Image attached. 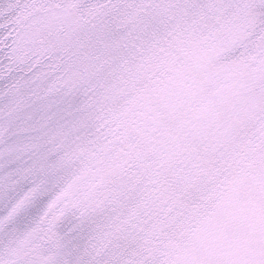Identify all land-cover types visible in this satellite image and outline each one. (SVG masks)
Here are the masks:
<instances>
[{
    "label": "snow or ice",
    "instance_id": "snow-or-ice-1",
    "mask_svg": "<svg viewBox=\"0 0 264 264\" xmlns=\"http://www.w3.org/2000/svg\"><path fill=\"white\" fill-rule=\"evenodd\" d=\"M0 264H264V0H0Z\"/></svg>",
    "mask_w": 264,
    "mask_h": 264
}]
</instances>
